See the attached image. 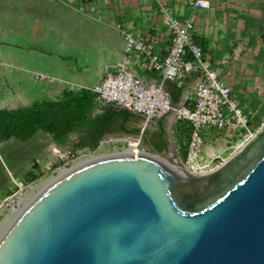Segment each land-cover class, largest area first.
Returning a JSON list of instances; mask_svg holds the SVG:
<instances>
[{"label":"water","instance_id":"water-1","mask_svg":"<svg viewBox=\"0 0 264 264\" xmlns=\"http://www.w3.org/2000/svg\"><path fill=\"white\" fill-rule=\"evenodd\" d=\"M140 137L155 158L105 155L40 191L0 236V264H264V121L204 174L170 166L171 146L184 167L170 135L160 151Z\"/></svg>","mask_w":264,"mask_h":264},{"label":"crops","instance_id":"crops-1","mask_svg":"<svg viewBox=\"0 0 264 264\" xmlns=\"http://www.w3.org/2000/svg\"><path fill=\"white\" fill-rule=\"evenodd\" d=\"M255 1L209 0L208 8L192 10L188 0H0V45L12 48L14 89L23 92L19 101H28L14 107L0 105V109L55 99L65 90H89L105 70L121 63V28L141 31L146 47L163 54L168 35L158 16L159 5L169 8L175 16L191 18L196 38H224L226 31L244 27L242 16L258 18ZM5 58L4 53L0 55L2 64ZM144 60L143 54H129L126 67L134 76L156 83L144 75L149 72L141 66ZM196 80L197 74H186L182 78L185 91ZM34 92L43 96L32 98ZM134 117V121L124 122V127L139 132L155 128L156 119ZM210 143L202 147V157L220 152V145Z\"/></svg>","mask_w":264,"mask_h":264},{"label":"built area","instance_id":"built-area-1","mask_svg":"<svg viewBox=\"0 0 264 264\" xmlns=\"http://www.w3.org/2000/svg\"><path fill=\"white\" fill-rule=\"evenodd\" d=\"M188 5L192 10L206 9L209 0H188ZM158 16L168 35L165 52L158 54L149 50L141 31L131 32L121 28L124 48L121 63L105 70L101 80L89 90L95 95L97 102L112 104L135 113L144 120H158L166 115H171L174 122L178 119L185 120L190 130L185 144L183 166L192 174H204L227 158L220 156V152L202 157L204 131H223L234 138L226 148L229 156L247 142L258 127L248 124L246 115L232 98L231 88L222 68L212 66L209 60L211 56L204 54L194 42L192 19L175 16L163 5L158 6ZM129 54H143L145 60L141 64L142 68L155 72L161 80L167 79L179 84V80L186 74H197V80L183 94V102L187 100L189 103L185 105L181 102L178 106H172L161 83L134 76L126 67ZM38 78L41 79L40 76ZM140 133L136 136L138 147ZM136 151L134 150V155ZM141 152L145 153L143 149Z\"/></svg>","mask_w":264,"mask_h":264},{"label":"rangeland","instance_id":"rangeland-1","mask_svg":"<svg viewBox=\"0 0 264 264\" xmlns=\"http://www.w3.org/2000/svg\"><path fill=\"white\" fill-rule=\"evenodd\" d=\"M254 4L257 6L258 18L248 28L226 31L224 38L201 39L213 52V64L221 67L226 75L232 98L241 107L248 122L255 124L257 128L264 121V0H256ZM3 48L5 51L2 52ZM11 50V47L0 45V55L4 53L6 57L4 64L0 60V105L4 107H14L28 102L19 101L23 92L14 89ZM34 94L32 98L43 96L40 92ZM165 119L166 134L170 135L175 153L182 161L180 156L182 149L180 146L177 151L175 144L177 141L172 125H169V115ZM34 134L22 141L10 139L0 144V236L20 212L19 210L62 174L60 166H53L58 164L59 159L62 160V167L69 170L84 161L104 155L134 154V150H137L138 155L142 149L146 154H152L142 144L141 139L140 147L130 146L121 140L124 136L137 139L136 136L131 135H104L94 150H88L85 147L59 146L45 133ZM202 138L203 145L210 142L217 147L220 145V156L228 157L226 148L234 141L230 135L223 131L208 130L202 134ZM100 142L101 146L98 150ZM55 147L59 150H54ZM94 153L102 155H93Z\"/></svg>","mask_w":264,"mask_h":264},{"label":"trees","instance_id":"trees-1","mask_svg":"<svg viewBox=\"0 0 264 264\" xmlns=\"http://www.w3.org/2000/svg\"><path fill=\"white\" fill-rule=\"evenodd\" d=\"M244 28H248L255 18L242 16ZM194 42L205 54L212 51L207 48V44L201 38H193ZM214 66V58L209 59ZM146 77H151L156 83H161L164 91L168 93L170 104L178 106L181 102L185 105L189 101L183 102V94L186 85L182 79L179 84L171 80H161L159 75L153 72H145ZM97 109V111H94ZM119 109V110H118ZM135 113L125 109H120L112 104L105 103L99 105L95 100V95L88 89L78 91L65 90L55 99H42L31 104L14 109H0V143L9 139L25 140L35 132L46 133L51 140L59 146L70 148L85 147L94 150L101 137L107 134H125L137 136L138 129H128L124 127V122L134 121ZM139 116V115H137ZM167 116V115H166ZM157 120L155 128L151 131L143 129L141 133L148 136L150 142L157 150H162L166 146V139L154 137V130L157 129L161 135L164 127L165 117ZM248 124L256 127L255 124ZM175 134L177 151L181 146V159H184L185 144L189 136V124L182 119L176 120L172 124ZM74 138H71V136ZM142 144L146 143L140 137ZM27 176H30L27 174ZM32 177V176H30Z\"/></svg>","mask_w":264,"mask_h":264},{"label":"bare ground","instance_id":"bare-ground-1","mask_svg":"<svg viewBox=\"0 0 264 264\" xmlns=\"http://www.w3.org/2000/svg\"><path fill=\"white\" fill-rule=\"evenodd\" d=\"M123 140L126 141V142L128 143V145H130V146H137V145H138V141H137V139H135V138L124 137ZM110 142H111V140L108 141V144H109ZM100 146H101V142H100L99 145H98V148H97L98 150L100 149ZM139 154H140V155H146V156H150V157L155 158L154 155L146 154V153H143V154H142L141 151H139ZM168 154L171 156V158H172V160H173V163H172L170 166H172L173 168H176V169H180V170H184V171H186L184 167H181V166L177 165V160H176V158L174 157L173 149H172L171 146H170L169 149H168ZM93 155H102V154L94 153ZM104 156H105V155H104ZM99 158H101V157L93 158V159H90L89 161L87 160L86 162L84 161V163H82V164H85V163H88V162L94 161V160L99 159ZM78 164H80V163H78ZM78 164H77V165H78ZM82 164H80V165H82ZM58 166H60V165H57L56 167H58ZM78 166H79V165H78ZM76 167H77V166H76ZM74 168H75V167H74ZM59 169L61 170L62 174H64L65 172L68 171V169L63 168L62 166H60ZM71 169H72V168H71ZM69 170H70V169H69ZM62 174H61V175H62ZM19 211H21V210H19Z\"/></svg>","mask_w":264,"mask_h":264},{"label":"flooded vegetation","instance_id":"flooded-vegetation-1","mask_svg":"<svg viewBox=\"0 0 264 264\" xmlns=\"http://www.w3.org/2000/svg\"><path fill=\"white\" fill-rule=\"evenodd\" d=\"M154 131H155L154 132V137H158V138H161L162 137V139H166V135H167L166 134L167 133V131H166V119L164 121V127H163L162 134L159 135L157 129H155Z\"/></svg>","mask_w":264,"mask_h":264}]
</instances>
